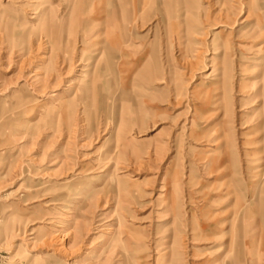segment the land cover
<instances>
[{
  "label": "rangeland",
  "instance_id": "374dc122",
  "mask_svg": "<svg viewBox=\"0 0 264 264\" xmlns=\"http://www.w3.org/2000/svg\"><path fill=\"white\" fill-rule=\"evenodd\" d=\"M257 167L264 0H0V264H264Z\"/></svg>",
  "mask_w": 264,
  "mask_h": 264
},
{
  "label": "bare ground",
  "instance_id": "6f19581e",
  "mask_svg": "<svg viewBox=\"0 0 264 264\" xmlns=\"http://www.w3.org/2000/svg\"><path fill=\"white\" fill-rule=\"evenodd\" d=\"M178 2V1H177ZM178 4H179V2H178ZM185 4V3H184ZM186 5V4H185ZM123 8V7H122ZM187 8V7H186ZM125 13V11H124V8L120 11V14H121V17H123V14ZM124 43L125 42H123V41H121L120 40V46H119V48H118V51H117V54H122V55H126V53H125V47L123 48V46L122 45H124ZM127 48V47H126ZM121 56V55H120ZM259 166H261V165H259ZM258 171H264V168L263 169H260L259 167H257V170H256V172H258ZM263 174H264V172L262 173V174H260V175H262L263 176Z\"/></svg>",
  "mask_w": 264,
  "mask_h": 264
}]
</instances>
